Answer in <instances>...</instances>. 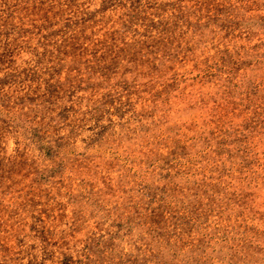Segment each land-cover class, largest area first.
Returning a JSON list of instances; mask_svg holds the SVG:
<instances>
[{
    "label": "rangeland",
    "instance_id": "374dc122",
    "mask_svg": "<svg viewBox=\"0 0 264 264\" xmlns=\"http://www.w3.org/2000/svg\"><path fill=\"white\" fill-rule=\"evenodd\" d=\"M0 264H264V0H0Z\"/></svg>",
    "mask_w": 264,
    "mask_h": 264
}]
</instances>
